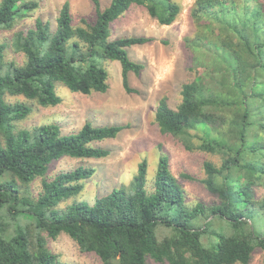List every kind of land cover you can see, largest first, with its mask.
Segmentation results:
<instances>
[{"label": "trees", "instance_id": "trees-1", "mask_svg": "<svg viewBox=\"0 0 264 264\" xmlns=\"http://www.w3.org/2000/svg\"><path fill=\"white\" fill-rule=\"evenodd\" d=\"M95 17L74 24L69 1L61 5L55 28L37 18L12 39L22 63H6L0 43V264H71L61 261L47 243L64 233L101 264H249L264 251V0H193L189 17L193 33L183 37L191 53L193 78L182 83L180 102L169 107L163 96L155 121L163 134L179 138L185 149L219 159L205 160L204 188L212 202L187 203L180 179L168 157L160 154L152 186L145 189L146 162L129 185L97 197L91 205L62 200L79 194L94 169L78 166L46 178L51 162L63 157L99 158L109 151L92 142L115 135L122 125L95 127L85 122L72 133L58 124L31 129L16 123L31 111L22 96L40 106L61 99L55 84L81 94L105 92L107 60L118 61L127 92L128 73L143 65L128 57L127 47L148 43L146 36L110 39L113 22L132 5L142 6L161 25L180 13L177 0H89ZM37 6L32 0H0V30ZM190 130H197L191 135ZM199 137L194 143L193 137ZM40 178L36 197L21 186ZM264 264V257L262 260Z\"/></svg>", "mask_w": 264, "mask_h": 264}, {"label": "rangeland", "instance_id": "rangeland-1", "mask_svg": "<svg viewBox=\"0 0 264 264\" xmlns=\"http://www.w3.org/2000/svg\"><path fill=\"white\" fill-rule=\"evenodd\" d=\"M37 6L27 16L18 19L12 28L0 30V43L6 45L4 61L20 64L21 52L12 46V39L18 32H26L37 18L48 21L55 28L56 16L66 0H32ZM74 24L84 17L93 21L95 11L89 0H68ZM106 6L110 0H100ZM180 13L170 25H161L150 17L142 6L132 5L112 24L110 39L120 36H146L152 40L140 45L127 47L128 57L143 65L136 75L128 73V85L133 90L127 92L121 80V67L118 61L103 62L108 70V88L105 92L81 94L71 91L61 83L55 84V91L61 101L55 106H40L22 96H6L11 102L21 101L31 106L32 111L16 123L18 128L31 129L42 124H58L64 133L78 131L85 122L95 127L124 126L112 138L92 142L91 145L109 151L99 158L63 157L51 162L46 178L59 172L72 170L78 166L94 169L93 174L82 181L83 188L78 195L58 204L64 208L73 201H86L93 204L97 197L109 193L120 185H129L138 172L139 165L146 162L145 189H150L157 169L160 154L168 157L169 167L175 176L189 173L195 180L180 179L186 192L187 203L196 201L212 202L215 197L199 182L203 177L202 165L205 160L218 162L219 159L198 150H187L183 142L171 134L160 132L155 121V111L159 100L165 96L169 107L175 109L180 102L181 85L193 78L190 70L191 53L183 44V37L192 35L193 25L189 9L193 0H177ZM197 130H190V134ZM194 143L199 137H193ZM40 178L21 186L23 195L36 197L40 192ZM257 197L264 196V188H256ZM48 247L61 261L71 264H101L92 252H83L66 234L50 239ZM264 251L257 249L249 264H262ZM149 264L158 263L152 259Z\"/></svg>", "mask_w": 264, "mask_h": 264}]
</instances>
